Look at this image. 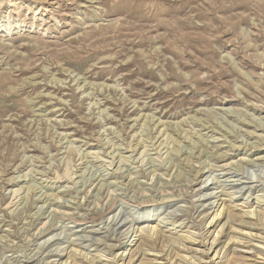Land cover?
Segmentation results:
<instances>
[{"label": "rangeland", "instance_id": "1", "mask_svg": "<svg viewBox=\"0 0 264 264\" xmlns=\"http://www.w3.org/2000/svg\"><path fill=\"white\" fill-rule=\"evenodd\" d=\"M172 1L0 0V264H264V0Z\"/></svg>", "mask_w": 264, "mask_h": 264}, {"label": "bare ground", "instance_id": "2", "mask_svg": "<svg viewBox=\"0 0 264 264\" xmlns=\"http://www.w3.org/2000/svg\"><path fill=\"white\" fill-rule=\"evenodd\" d=\"M39 1H44V0H39ZM86 1V0H85ZM162 1H165V0H162ZM193 2V0H181L180 2H178L177 0H175V1H172V8L173 7H176V6H178L179 5V9L181 10L178 14H181V13H185V11L187 10V9H189L190 7H191V3ZM172 8H171V10H172ZM192 10V9H191ZM166 14H168V13H166ZM159 24V23H158ZM42 98V96H39V98ZM43 97H45V96H43ZM36 104V103H35ZM155 121H157V127L158 126H161V127H163V123H161L158 119H156ZM154 121V122H155ZM153 125H154V123H153ZM155 126V125H154ZM159 128V127H158ZM209 128V127H208ZM208 128H205V130H208ZM157 130V129H156ZM212 132V131H211ZM134 152V151H133ZM227 157H228V154H226V153H221V154H219V155H217V158H218V160L220 161V162H222V161H226V159H227ZM260 159V158H259ZM262 159V158H261ZM246 161V160H245ZM199 162H201V161H199ZM204 164V163H203ZM229 164V163H228ZM228 164H225V165H223V166H221L222 168L223 167H225L226 169H227V166H228ZM200 165V164H199ZM206 165V164H205ZM212 165V164H211ZM202 166V165H201ZM202 167H204V168H206L205 166H202ZM230 167V166H229ZM228 167V168H229ZM209 169L210 170H213L211 167H209ZM190 172L192 173V180L194 181H198L199 180V178L200 177H202L203 175H205L206 173H208V172H204V169L203 168H201L200 166L198 167V166H192L191 165V168H190ZM211 172V171H210ZM14 180V179H13ZM17 180V179H16ZM19 180V179H18ZM208 180V179H207ZM213 180V179H212ZM102 181V180H101ZM204 181V180H203ZM205 181H206V179H205ZM15 182V181H14ZM17 182V181H16ZM99 183H100V181L98 182V183H96V186H95V189L97 188V186L99 185ZM102 183V182H101ZM194 183V182H193ZM204 183V182H203ZM209 183V182H208ZM208 183H206V185L207 186H209V185H211L212 186V184L210 183L209 185H208ZM250 183V182H249ZM15 184V183H14ZM246 184V183H245ZM248 184V183H247ZM192 185V184H191ZM98 187H101L100 185L98 186ZM94 188V187H93ZM243 188V187H242ZM241 188V189H242ZM252 188V187H251ZM95 189H94V191H95ZM202 189V188H201ZM244 189V188H243ZM98 190V189H97ZM13 191H15V190H13ZM198 191V190H197ZM91 193V192H90ZM15 194H16V192H15ZM14 195V194H13ZM17 195V194H16ZM205 195V194H204ZM213 195V194H212ZM203 196V195H202ZM208 196V195H207ZM211 196V195H210ZM50 198V197H49ZM48 198V199H49ZM201 198H203V197H201ZM206 198H204V200H205ZM51 200H52V198H51ZM58 200V199H57ZM57 200H55V202L56 203H58L57 202ZM168 200H170V199H168ZM168 200L167 199H165V201H163V202H165L164 204H162L161 206H164V205H168L170 202H168ZM49 201V200H48ZM47 201V202H48ZM172 201V200H171ZM202 201H203V199H202ZM205 202V201H204ZM50 203V202H49ZM56 203H54V204H56ZM197 203H198V201H197ZM48 204V203H47ZM59 204V203H58ZM205 204H207V203H203L202 205H201V207L203 206V209H204V207H205ZM214 204V203H213ZM51 205H52V203H51ZM209 205V204H208ZM260 205V204H259ZM55 206V205H54ZM59 206H60V204H59ZM58 206V207H59ZM81 206V205H80ZM220 206V205H219ZM199 208V207H198ZM205 208H207V206L205 207ZM150 210V209H149ZM207 210V209H206ZM222 210H223V207H222ZM221 210V211H222ZM216 212V211H215ZM171 215V214H170ZM226 215V214H225ZM252 216V215H251ZM253 216H254V214H253ZM151 217H153V214H151V210L150 211H145L144 213H143V215L141 216V218L139 217L138 219H135L137 222H143V221H147V220H150V218ZM218 217H219V215H218ZM226 217V216H225ZM115 218V217H114ZM250 219H252V217H249ZM217 219V218H216ZM162 220V219H161ZM160 220V221H161ZM164 221V220H163ZM211 222V221H210ZM219 222V221H218ZM126 222H121V221H118V222H116L115 221V223L113 224V229H115V228H117V227H124L123 225L125 224ZM45 224V223H44ZM78 224V223H77ZM80 225V224H79ZM84 225V224H83ZM216 225V224H215ZM242 225V224H241ZM78 226V225H77ZM42 227H43V230L41 231L40 229V232L38 231L37 232V234H38V237H40V238H43L46 234H47V229H46V225H42ZM45 228V229H44ZM133 230H134V228H133ZM136 230H137V233L139 232V235H137L136 234V236L134 235L133 236V234L131 235V237L133 236V238H131L130 237V240H128V242H130L129 243V246H134L135 245V243L142 237V232H148V233H151L152 232V234L153 235H155V238H158L159 237V235H160V233L158 232V230L156 229V228H147L146 229V227L145 228H143V227H140V229L138 228H136ZM76 231V230H75ZM78 231V230H77ZM80 232H85V231H87V230H79ZM114 231V230H113ZM89 232V231H88ZM91 232H93V233H98V231H91ZM50 232H48V234H49ZM76 233V232H75ZM129 234V233H128ZM128 236V235H127ZM161 236V235H160ZM37 238V237H36ZM39 239V238H38ZM45 242H47V241H45ZM148 242H153V241H148ZM192 242V241H191ZM234 242V241H233ZM234 243H236V242H234ZM210 245V244H209ZM213 248V247H212ZM258 248V247H257ZM134 251V250H133ZM143 253V252H142ZM204 255V254H203ZM121 256H123V255H121ZM142 256V255H141ZM124 257V256H123Z\"/></svg>", "mask_w": 264, "mask_h": 264}]
</instances>
